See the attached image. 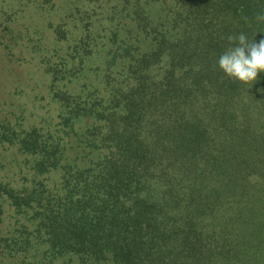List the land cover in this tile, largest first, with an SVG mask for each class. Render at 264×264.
Returning a JSON list of instances; mask_svg holds the SVG:
<instances>
[{
    "label": "rangeland",
    "instance_id": "1",
    "mask_svg": "<svg viewBox=\"0 0 264 264\" xmlns=\"http://www.w3.org/2000/svg\"><path fill=\"white\" fill-rule=\"evenodd\" d=\"M183 1L0 0V264L120 263L110 253L53 248L43 226L49 211L63 213L64 200L83 199L76 182L79 176L92 179L104 166V157L115 152L111 140L114 131L125 126L120 118L124 108L150 110L147 97L141 96L144 88L165 85L171 77L185 81L190 68L198 67L197 58L193 65L178 62L173 55L186 23ZM135 92L139 99L130 102ZM170 96L176 100V94ZM150 111L155 117L156 111ZM150 122L155 119L146 125ZM159 122L141 128L156 133L164 129ZM213 163L206 161L204 167L209 188L216 185V180L211 182ZM157 168L149 186V190L158 186L151 192L153 198L165 192L169 182L175 183L169 169ZM253 168L256 173L247 169L238 178L232 177V168L220 167L225 175L221 182L237 190L236 198L229 195L220 207L238 215L242 238L233 242L227 228L222 235L234 251L243 253L251 238H259L260 251L250 260L237 256L246 264H264V173ZM187 171L192 172L188 167ZM10 194L22 197L19 206ZM201 208H196V215ZM179 209L177 213H185ZM179 218L172 227H179ZM202 226L208 227L207 234L216 232L211 218H204ZM233 250L222 256L235 257Z\"/></svg>",
    "mask_w": 264,
    "mask_h": 264
},
{
    "label": "trees",
    "instance_id": "2",
    "mask_svg": "<svg viewBox=\"0 0 264 264\" xmlns=\"http://www.w3.org/2000/svg\"><path fill=\"white\" fill-rule=\"evenodd\" d=\"M183 2L186 23L173 55L176 61L193 65L197 58L198 67L192 65L185 81L171 77L165 85L153 82L156 85L144 88L147 91L141 96L147 97L155 117L150 110L124 108L120 118L125 126L114 131L111 140L115 152L104 157V166L92 179L79 176L76 182L87 197L64 200L63 213L49 211L43 228L53 248L110 253L119 264H146V259L151 263L157 259L159 264H246L237 253L250 260L260 251L257 237L251 238L243 253L234 251L222 235L227 228L233 242L242 238L235 221L238 215L220 207L221 200L237 195L233 184L221 182L225 175L220 167L232 168V177L238 178L256 166L264 173V0ZM133 96L130 102L139 99L136 92ZM196 102L198 114L191 120ZM249 111L250 115H244ZM158 121L164 129L156 133L141 128ZM211 160V182L216 180V185L209 188L203 174L206 161ZM157 167L169 169L175 183L164 186L165 192L154 200L151 192L158 186L151 190L149 186ZM187 167L191 173L185 172ZM10 195L19 206L22 197ZM209 198L213 205L203 204ZM199 205L204 211L201 208L196 215ZM179 207L185 213H177ZM177 216L181 224L172 227ZM204 218H211L214 234H207ZM232 250L235 257L222 256Z\"/></svg>",
    "mask_w": 264,
    "mask_h": 264
}]
</instances>
